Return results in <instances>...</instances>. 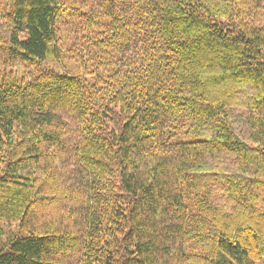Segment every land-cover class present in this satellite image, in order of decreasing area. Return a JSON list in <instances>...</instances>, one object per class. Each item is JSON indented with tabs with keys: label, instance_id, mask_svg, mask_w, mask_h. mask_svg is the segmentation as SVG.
<instances>
[{
	"label": "trees",
	"instance_id": "trees-1",
	"mask_svg": "<svg viewBox=\"0 0 264 264\" xmlns=\"http://www.w3.org/2000/svg\"><path fill=\"white\" fill-rule=\"evenodd\" d=\"M0 0V264L264 258V0ZM95 52V53H94Z\"/></svg>",
	"mask_w": 264,
	"mask_h": 264
},
{
	"label": "rangeland",
	"instance_id": "rangeland-1",
	"mask_svg": "<svg viewBox=\"0 0 264 264\" xmlns=\"http://www.w3.org/2000/svg\"><path fill=\"white\" fill-rule=\"evenodd\" d=\"M97 0H60V15L56 26V44L57 55L56 65L58 69L65 70L70 73H79L90 80V75L80 69L82 64V55L86 52V63L92 62V51L94 49L88 40H91L90 29L88 28L87 15L95 12ZM95 53V52H94ZM258 177L264 181V173H259ZM261 192L259 206L264 208V187ZM228 264H235L230 261ZM257 264H264V258H261Z\"/></svg>",
	"mask_w": 264,
	"mask_h": 264
}]
</instances>
